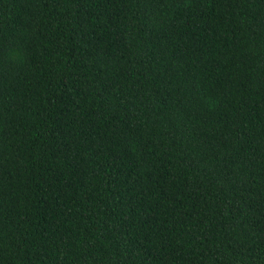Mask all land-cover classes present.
Here are the masks:
<instances>
[{
	"label": "trees",
	"instance_id": "16d2710c",
	"mask_svg": "<svg viewBox=\"0 0 264 264\" xmlns=\"http://www.w3.org/2000/svg\"><path fill=\"white\" fill-rule=\"evenodd\" d=\"M0 264H264V0H0Z\"/></svg>",
	"mask_w": 264,
	"mask_h": 264
}]
</instances>
